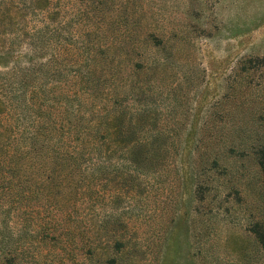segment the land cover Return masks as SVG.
Here are the masks:
<instances>
[{"label": "rangeland", "instance_id": "1", "mask_svg": "<svg viewBox=\"0 0 264 264\" xmlns=\"http://www.w3.org/2000/svg\"><path fill=\"white\" fill-rule=\"evenodd\" d=\"M264 0H0V264H264Z\"/></svg>", "mask_w": 264, "mask_h": 264}, {"label": "trees", "instance_id": "2", "mask_svg": "<svg viewBox=\"0 0 264 264\" xmlns=\"http://www.w3.org/2000/svg\"><path fill=\"white\" fill-rule=\"evenodd\" d=\"M258 243H259V245H260V247H261V250H262L263 253H264V241L261 239V240L258 241Z\"/></svg>", "mask_w": 264, "mask_h": 264}]
</instances>
